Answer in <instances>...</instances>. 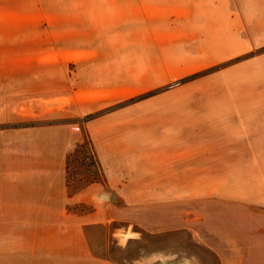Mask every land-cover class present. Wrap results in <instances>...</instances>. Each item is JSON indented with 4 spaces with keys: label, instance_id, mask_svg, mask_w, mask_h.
Masks as SVG:
<instances>
[{
    "label": "crops",
    "instance_id": "0c3cea01",
    "mask_svg": "<svg viewBox=\"0 0 264 264\" xmlns=\"http://www.w3.org/2000/svg\"><path fill=\"white\" fill-rule=\"evenodd\" d=\"M251 1L217 0L210 16L224 22L200 37L201 43L191 38L187 44L217 49L225 42L222 35L250 25ZM15 79V61L11 69L10 59H0V122L15 119ZM131 108L88 121L105 182L71 195L65 157L81 140L78 129L0 128V264H115L94 252L87 233V227L113 220L151 232L184 227L218 264H264V106H201L193 113L201 116L185 117L183 136L170 127L152 137L128 116ZM225 178H249L248 195L221 194L219 180Z\"/></svg>",
    "mask_w": 264,
    "mask_h": 264
},
{
    "label": "rangeland",
    "instance_id": "374dc122",
    "mask_svg": "<svg viewBox=\"0 0 264 264\" xmlns=\"http://www.w3.org/2000/svg\"><path fill=\"white\" fill-rule=\"evenodd\" d=\"M216 1L0 0V59L11 69L15 61L16 73L15 119L0 128L72 124L82 141L89 120L130 105L146 137L170 127L183 136L185 117L201 116L193 114L198 107H263L264 0L250 2V25L222 35L217 49H191L188 41L201 43L224 22L210 16ZM219 181L223 195H248L249 178ZM87 233L94 252L115 264H218L184 227L151 232L113 220Z\"/></svg>",
    "mask_w": 264,
    "mask_h": 264
},
{
    "label": "trees",
    "instance_id": "16d2710c",
    "mask_svg": "<svg viewBox=\"0 0 264 264\" xmlns=\"http://www.w3.org/2000/svg\"><path fill=\"white\" fill-rule=\"evenodd\" d=\"M85 178L83 184L72 188V184L76 181L79 183ZM65 179L68 194H74L75 192L85 188L92 182H105L103 169L98 161L93 145L85 134L82 141L78 142L72 149H70L65 157ZM70 208L68 207V210ZM114 261L111 256H107ZM116 261V260H115ZM156 264V263H154Z\"/></svg>",
    "mask_w": 264,
    "mask_h": 264
}]
</instances>
